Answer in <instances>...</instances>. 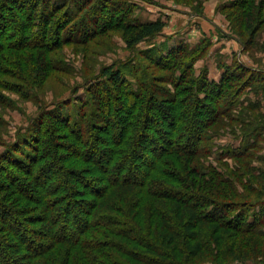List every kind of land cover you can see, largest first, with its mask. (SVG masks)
I'll return each instance as SVG.
<instances>
[{
    "label": "trees",
    "instance_id": "16d2710c",
    "mask_svg": "<svg viewBox=\"0 0 264 264\" xmlns=\"http://www.w3.org/2000/svg\"><path fill=\"white\" fill-rule=\"evenodd\" d=\"M132 1H161L165 9L174 5L177 12L203 17L192 6L195 0H0V76L18 78L8 66L12 63L22 72L25 67L47 72L54 61L45 52L79 45L107 30L118 29L129 50L161 35L167 23L139 21ZM251 2L244 0L242 9ZM4 9L23 11V20L12 18L15 24L8 29ZM229 34L220 37L245 48L240 37ZM211 46L205 38L194 46L183 41L169 48L150 46L135 65L104 67L84 84L77 106L68 99L55 105L64 113L56 107L43 110L29 121L28 142L24 137L25 142L4 146L0 264H127L104 250L107 246L141 264H194L198 250L211 249L213 240L204 232L211 226L223 232L217 235L223 241L230 232L248 235L245 249L260 247L264 208L238 193L235 179L264 177L249 155L262 127L249 128L245 115L234 120L242 131L238 146L216 156L219 162L247 159L233 166L234 180L206 161L223 117L264 108V72L233 62L217 65L222 70L217 81L209 79L206 66L196 75L195 64ZM22 48L33 51L24 56ZM154 71L166 77L160 81ZM0 85L9 86L1 79ZM246 190L255 192L250 186ZM253 206L258 211L249 216ZM220 254L206 264H264L245 255L249 252L232 254V262Z\"/></svg>",
    "mask_w": 264,
    "mask_h": 264
},
{
    "label": "rangeland",
    "instance_id": "374dc122",
    "mask_svg": "<svg viewBox=\"0 0 264 264\" xmlns=\"http://www.w3.org/2000/svg\"><path fill=\"white\" fill-rule=\"evenodd\" d=\"M52 1L57 3L59 0ZM157 2L159 5H149L147 3H140L139 1L131 2L135 4L134 15L139 21L149 22L159 19L167 23L161 35L150 42L138 44L133 50L126 48L120 31L115 29L107 30L94 38L86 39V41L79 45H65L50 53L45 52L47 57L54 62H52L53 64L50 66V69L48 68L47 72L42 74L34 72L33 69L31 73L29 70H26V67L22 72L21 68H18L14 63L8 65L18 78L10 79V77L0 76L2 81H6L9 84V86L0 85V154L5 150L4 146L6 144H10L11 146L12 144L17 145L18 142H25L23 141L24 137L27 138V142L32 138L28 133L29 121L37 118L43 110H58L59 106L55 105L68 99L72 101L70 105L75 104L74 106H77V103L81 101L84 95V84L88 80L96 78L102 68L112 65H116V67L122 64L125 65L128 61H131L135 65L138 54L140 56V52L146 51L150 46L161 49L166 48L167 45L180 43V41L187 43L189 46H194L205 38L211 41L212 46L205 58L195 64L196 75H198L202 67L206 66L209 71V79L217 81L222 72L221 69L217 68V65L222 63L229 65L233 62H239L253 70L264 72V0H252L251 5L244 9H242L243 6L241 5L244 3V0H195L192 6H195L197 13L199 12L198 14L203 17L190 15L187 10L182 11L183 9L177 12L173 10L175 8L174 5H170L172 6L171 11L165 9L164 5L167 3ZM251 6L253 12L250 11ZM2 13L7 20L8 29L12 27L13 23L15 24L12 18L18 21L23 20V11L19 12L18 9H14L13 11L4 9ZM245 15L246 19L243 17ZM242 19L245 21H242ZM110 24L112 25L114 22ZM229 33L240 37L245 43V48L241 47L235 40L220 37L221 35H230ZM26 49L28 48L21 49L23 50L21 54L24 56L33 51ZM14 53V50L10 52V54ZM154 72V76H161L160 81L166 77L165 72ZM126 79L132 84L135 82L128 75H126ZM23 88L28 89L24 90ZM25 92L28 93H26L27 97ZM248 100L249 102L251 100L260 104L258 99L250 97ZM59 110L58 112L60 113L66 112L63 107ZM242 115L246 117L243 119ZM229 117H223L221 119V123L222 121L223 123L219 122L214 128L220 131V136L213 141V155L206 162L218 167L221 173L231 176V180L235 179L232 170L233 166L237 164L243 166V163L247 162V159H224L222 162H219L216 160V156L220 154L221 150L237 148V139L241 138L240 133L242 131L240 125L235 124L234 120L242 117L243 121L252 122L249 128L252 127L251 129L254 130L262 127L261 131H259L260 134L257 133V136H259L255 143L257 145H255L254 149L249 150V155L252 159L251 166L259 168L257 171H261L264 174V108L260 107L256 111L240 109L237 112H232ZM244 125L246 126L245 122ZM243 130L246 131L244 127ZM231 131L236 132L233 134ZM242 170L248 177L249 171L245 168H242ZM257 171L253 176L257 177L259 175ZM205 172L207 173L208 171ZM263 178L260 175L258 178H251L244 182L241 179H235L238 183V193L250 199L252 204L259 203L262 208H264ZM248 186L253 187L255 192L248 193L246 190ZM225 191L228 194H232L229 192V189H225ZM234 201H239V199ZM253 211H258V208L253 206L249 216ZM145 217L147 218V216ZM212 228L214 229L213 232H207ZM184 231H189L188 225L184 227ZM204 232L210 233L209 235L211 240H213V244L208 242L211 248L208 251L198 250V254L194 258V264H206V262L219 260L216 259L217 256H213L219 255L220 252L221 257L225 255L223 261L232 262L234 261L231 258L232 254L236 256L237 254L242 255L247 252L249 254L245 255L251 257V260L254 259L256 263H262L264 260V236L258 238L261 241L259 248L252 247L251 249H245L247 246L245 245V238L248 235H240L239 237L226 232L224 233L225 239L223 241L217 238V235L223 234V232L217 231L213 226L206 227ZM140 235L143 236L141 233ZM116 240L118 241L119 239ZM121 242L122 240L120 239L118 243L121 244ZM231 244L238 247L231 249ZM126 246L131 249L130 245ZM104 250H111L112 255L127 264H141L140 260L136 259L137 262L135 259L131 260L128 253H121L116 251L115 248L107 246Z\"/></svg>",
    "mask_w": 264,
    "mask_h": 264
},
{
    "label": "crops",
    "instance_id": "0c3cea01",
    "mask_svg": "<svg viewBox=\"0 0 264 264\" xmlns=\"http://www.w3.org/2000/svg\"><path fill=\"white\" fill-rule=\"evenodd\" d=\"M232 40V39H231ZM170 46H172V45H170ZM169 45H167V47H170ZM216 78V77H215Z\"/></svg>",
    "mask_w": 264,
    "mask_h": 264
}]
</instances>
